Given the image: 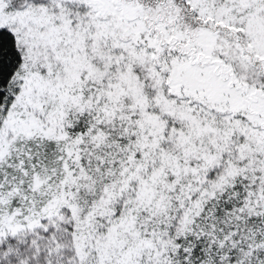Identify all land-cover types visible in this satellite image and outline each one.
<instances>
[{
    "label": "snow or ice",
    "instance_id": "snow-or-ice-1",
    "mask_svg": "<svg viewBox=\"0 0 264 264\" xmlns=\"http://www.w3.org/2000/svg\"><path fill=\"white\" fill-rule=\"evenodd\" d=\"M0 264H264V0H0Z\"/></svg>",
    "mask_w": 264,
    "mask_h": 264
}]
</instances>
